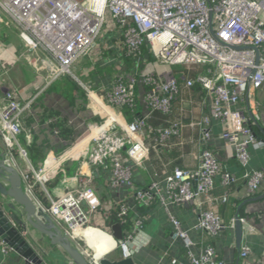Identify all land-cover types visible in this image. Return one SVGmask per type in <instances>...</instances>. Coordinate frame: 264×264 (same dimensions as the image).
<instances>
[{
	"label": "built area",
	"instance_id": "2783aa9c",
	"mask_svg": "<svg viewBox=\"0 0 264 264\" xmlns=\"http://www.w3.org/2000/svg\"><path fill=\"white\" fill-rule=\"evenodd\" d=\"M4 15L17 25L24 43L19 59L32 64L44 79V85L32 96L23 98L17 90L10 89L0 102V136L6 160L17 168L15 147L26 157L19 136L26 130L27 114L54 81L69 75L88 94L99 117L90 127L84 163L89 168L110 167L112 188L131 187L139 203L150 205L158 198L173 231L184 243L187 264H225L212 243L204 241L206 238L196 241L192 233L217 237L235 226V219L227 224L217 210L220 203L229 200L230 193L229 188L223 194L215 192L216 178L221 176L224 187L239 178L224 169L211 147L213 119L222 123L221 136L234 148L248 195L262 192L264 170L251 168L250 150L263 148L264 140L253 132L245 109L252 110L255 91L264 86V0H0V20ZM107 31L112 33L121 55L128 56L135 68L127 67L123 57L115 66L110 88L98 92L75 72L87 57L93 59L94 65L106 58V38L101 37ZM143 62L145 67L140 68ZM180 66L188 73L195 72L193 79L184 76L186 87L199 84L210 98L208 112L199 117L191 118L184 108L179 117L174 115L180 94L179 76H183L177 75L176 68ZM140 88L144 89L141 95ZM137 102L150 115H167L165 122L153 125L147 117H141ZM124 107L136 113L131 120ZM190 128L201 131L200 143L204 145L197 167L177 166L163 180L138 187L133 180L134 169L144 167L151 150L169 145L172 148L175 143L183 145L184 133ZM71 157L72 150L60 156L51 153L40 168L19 170L26 191L33 196L35 185L45 186L53 172ZM80 173L77 188L51 198L49 206L38 203L72 240L87 243L78 232L90 227L106 232L90 223V216L104 207L92 175L84 174V170ZM181 205L198 209L193 226L186 227L170 210V206ZM128 213L126 204L118 206L120 223L125 222ZM240 221L243 228L256 232L245 217L241 216ZM137 225L141 227V219ZM135 235L133 229L117 241L123 257L132 256ZM198 244L197 254L192 247ZM3 245L5 250L11 248ZM77 247L91 264H99L90 249L79 244ZM250 253L251 248L242 244L240 258ZM170 262L183 264L179 258H171Z\"/></svg>",
	"mask_w": 264,
	"mask_h": 264
},
{
	"label": "crops",
	"instance_id": "0c3cea01",
	"mask_svg": "<svg viewBox=\"0 0 264 264\" xmlns=\"http://www.w3.org/2000/svg\"><path fill=\"white\" fill-rule=\"evenodd\" d=\"M0 24V102L8 90H17L21 97L32 96L37 88L44 85V79L39 77L36 68L26 60L19 59L24 43L19 36L17 25L6 15ZM102 39H105L103 37ZM103 41V40H102ZM112 44L115 41L111 40ZM106 48H110L111 53L106 55L101 66H119L123 56L116 45H109L106 38ZM147 56V55H146ZM92 58H85L76 68V75L83 81L90 83L95 89H108L111 86V75L104 78L92 77V71L99 64H93ZM145 67V63L139 66ZM177 75L181 80V93L178 101L175 102L174 115L179 117L184 108L192 117H199L209 110L210 98L205 90H201L199 84L188 88L185 85L184 76L194 78L195 72L188 73L185 69L177 67ZM185 72V74H184ZM62 80V79H61ZM60 81L53 85L48 91L39 97L26 116V130L19 136L21 147L26 151L24 157L18 155L17 168L21 171H28L31 168L38 169L42 166L49 154L57 156L73 151V157L66 159L58 170L53 172V177L45 182V186L36 184L33 197L43 206H49L51 198L57 199L61 194L68 190H74L79 186V179L82 176L80 170L92 175L93 186L101 199L102 208L96 214L90 216L93 226L101 227L107 233L102 235V240L108 239L117 242L110 233L115 223H120L117 219L118 206L126 204L129 207V214L125 217V222H121L124 235L136 231L135 238L131 245L133 250L132 257L137 264H172L171 258H179L183 264H187L184 256L186 249L181 238L173 231L166 211L158 198H155L150 205L139 203L135 191L125 186L122 188H112L110 167L89 168L84 162V156L89 147L87 137L90 134L92 123L99 120L96 110L91 104V99L85 92H75L74 97L64 94V88ZM58 81V82H59ZM199 85V86H197ZM144 92L140 88V95ZM254 101L251 103L252 110L246 107L248 123L250 114H258V123H250L255 135L264 140V86L255 91ZM256 103V104H255ZM245 102V106H246ZM136 109L141 117H147L153 125L165 122L167 115L156 112L153 115L141 103L137 102ZM29 115V116H28ZM28 117V118H27ZM130 119L129 117H127ZM132 119V118H131ZM189 120V117L185 118ZM212 138L210 141L218 159L222 162L224 169L235 173L238 180L229 187L221 184V176L216 178L215 192L223 194L229 188L228 204H221L220 211L223 220L230 224L236 212L247 219L250 225L254 226L256 232H250L244 228L243 242L251 248V253L244 259L240 258L241 264H264V181L260 194L249 196L247 187L241 179V169L235 156L232 144L221 136L223 125L218 119H213L211 124ZM201 131L199 129H187L184 133V144H173L162 148L159 151L151 150L144 167H138L134 171L133 180L138 187H147L153 180H163L167 173L179 166L182 168H194L198 165V156L204 145L200 143ZM3 152V141L0 136V154ZM250 158L251 168L264 170V147H252ZM162 182L165 194V186ZM230 209H228V208ZM170 210L177 214L186 227H191L197 221L198 209L192 205H181L178 207L170 206ZM142 220L139 228L137 220ZM26 236L39 252L44 254L45 264H74L66 252L59 246L52 245L49 238L42 233L28 226ZM194 240L212 243L225 264H236L238 261L239 249L236 243L235 228H229L221 235L214 237L208 233H192ZM85 238V236L81 235ZM87 239V238H86ZM5 243L0 238V264H24V258L16 253L12 248L4 249ZM88 245L94 249L95 255L107 253L108 250L98 248L95 245ZM195 253H199L200 246L192 247ZM113 249L109 251L111 259H120L123 254H118L117 258L112 256Z\"/></svg>",
	"mask_w": 264,
	"mask_h": 264
},
{
	"label": "water",
	"instance_id": "95a60500",
	"mask_svg": "<svg viewBox=\"0 0 264 264\" xmlns=\"http://www.w3.org/2000/svg\"><path fill=\"white\" fill-rule=\"evenodd\" d=\"M249 124L258 123L249 111ZM7 182V184H5ZM239 211L235 215V236L238 249L243 242L244 228ZM28 226L49 238L52 245L61 247L74 264H91L80 248L53 221L36 199L26 191L22 174L0 154V238L24 258V264H45L42 257L26 236ZM112 237H124L120 223L112 226ZM99 264H137L132 256L111 259L109 252L99 257ZM236 264L240 263V257Z\"/></svg>",
	"mask_w": 264,
	"mask_h": 264
},
{
	"label": "trees",
	"instance_id": "16d2710c",
	"mask_svg": "<svg viewBox=\"0 0 264 264\" xmlns=\"http://www.w3.org/2000/svg\"><path fill=\"white\" fill-rule=\"evenodd\" d=\"M107 36H105V38H106ZM108 39V43H109V45H113V47H115V45L114 44H112V42L109 40V38H107ZM110 49V48H109ZM111 50V49H110ZM124 57V61H125V65L127 66V67H130V68H135V64H134V62H132L131 61V59L128 57V56H123ZM102 65V62L101 63H99L95 68H94V70L92 71V74H91V76L92 77H97V78H104V77H106L107 75H111V76H113L114 75V73L116 72V70H115V64H113V65H106V66H101ZM117 66V65H116ZM62 79V80H61ZM59 80H61V81H63V83H61L62 85H63V88H64V94L65 95H68L69 97H74L73 95H75V92H77V93H82L83 94V92L85 93V91L81 88V86L78 84V82L76 81V80H74L72 77H70V76H64V77H62V78H60V79H58V80H56V81H54L47 89H46V91H48L53 85H57L58 83H60V81ZM59 81V82H58ZM180 83H181V80L179 81ZM196 85V84H195ZM197 86H199V85H197ZM195 87V86H194ZM202 88V87H201ZM201 90H204L203 88L201 89ZM180 93H181V86H180ZM179 96H180V94H179ZM179 99V98H178ZM178 101V100H177ZM123 111H124V113L127 115V117H129L130 119L129 120H131V118H133V116H135L136 115V113H134L133 111H132V109L130 108V107H124L123 108ZM29 116V115H28ZM28 118V117H27ZM22 134V133H21ZM20 134V135H21ZM227 204L229 203L228 201L226 202ZM221 204H225V203H220L218 206H217V210H218V213H219V215L222 217V215H221V211H220V205ZM226 208H228V207H226ZM228 209H230V208H228ZM129 214V213H128ZM128 216V215H127ZM223 218V217H222ZM117 219H118V217H117ZM120 221V220H119Z\"/></svg>",
	"mask_w": 264,
	"mask_h": 264
},
{
	"label": "bare ground",
	"instance_id": "6f19581e",
	"mask_svg": "<svg viewBox=\"0 0 264 264\" xmlns=\"http://www.w3.org/2000/svg\"><path fill=\"white\" fill-rule=\"evenodd\" d=\"M79 236L83 235L87 240H89L90 244L97 246L98 248L106 249L109 252L110 250L114 249L117 247V242H113L114 240H107L103 241L102 235H106V232L96 229V228H86L82 229L79 232ZM112 237V236H111ZM101 253L97 255L96 257L99 258L101 257Z\"/></svg>",
	"mask_w": 264,
	"mask_h": 264
},
{
	"label": "rangeland",
	"instance_id": "374dc122",
	"mask_svg": "<svg viewBox=\"0 0 264 264\" xmlns=\"http://www.w3.org/2000/svg\"><path fill=\"white\" fill-rule=\"evenodd\" d=\"M2 20H0V24L2 23L1 22ZM0 34H1V31H0ZM104 36H107L106 38H109L110 39V41L113 39V36H112V33L110 32V31H107L101 38H103ZM98 41V40H97ZM106 55L108 54H110L111 53V51H110V49H108V48H106ZM181 68H182V66H180ZM184 67V66H183ZM69 76V75H68ZM13 155H14V157H15V159H17L18 160V155H20V152H19V150H18V148H14L13 149ZM137 168H135L134 169V171L136 170ZM86 208V207H85ZM87 209V208H86ZM88 210V209H87ZM62 224H64L63 222H62ZM81 237V236H80ZM76 245L77 244H79V245H82V246H84L85 248H88V249H90L91 250V252L92 253H94L95 254V251H94V249L93 248H91L89 245H88V243H86L83 239H78V238H75V239H73L72 240ZM35 249L37 250V252L43 257V255L44 254H46V253H43L42 251H40L39 252V250L35 247ZM120 253H122V249L120 248V246L118 245L116 248H114L113 249V252L111 253L112 254V256L113 257H115V258H117L119 255L118 254H120Z\"/></svg>",
	"mask_w": 264,
	"mask_h": 264
},
{
	"label": "clouds",
	"instance_id": "9594fccd",
	"mask_svg": "<svg viewBox=\"0 0 264 264\" xmlns=\"http://www.w3.org/2000/svg\"><path fill=\"white\" fill-rule=\"evenodd\" d=\"M117 241V240H116Z\"/></svg>",
	"mask_w": 264,
	"mask_h": 264
}]
</instances>
